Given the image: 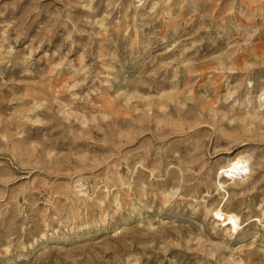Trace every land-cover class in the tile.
<instances>
[{"label": "rangeland", "instance_id": "rangeland-1", "mask_svg": "<svg viewBox=\"0 0 264 264\" xmlns=\"http://www.w3.org/2000/svg\"><path fill=\"white\" fill-rule=\"evenodd\" d=\"M0 264H264V0H0Z\"/></svg>", "mask_w": 264, "mask_h": 264}, {"label": "bare ground", "instance_id": "bare-ground-1", "mask_svg": "<svg viewBox=\"0 0 264 264\" xmlns=\"http://www.w3.org/2000/svg\"><path fill=\"white\" fill-rule=\"evenodd\" d=\"M251 167H252V160H251V157L249 155L236 154V155L230 157L226 161V163L222 166V169H223L222 172H224V176L226 177L227 180H232V181L236 182L240 178L244 177L250 171ZM217 172H218V170H217ZM220 173H219V175H220ZM217 181H219L218 185L223 190L224 189V183L221 181V179H219ZM215 187H216V185H215ZM218 189H219V187H218ZM212 211L214 212V214L217 218L219 217L218 220H220L221 223H226V224L229 223L228 228L231 231L235 232L236 230H238L240 224L243 222V220L241 219V215L238 212L230 210L228 208H224L223 205L218 204L217 206H215L213 208ZM250 217L251 216L247 217L246 219H249ZM259 220L261 221L260 217H259ZM117 229L118 230L116 231L115 234L121 235L124 233L126 228L123 227V224H121L120 226H118ZM245 234H247V233H245Z\"/></svg>", "mask_w": 264, "mask_h": 264}]
</instances>
